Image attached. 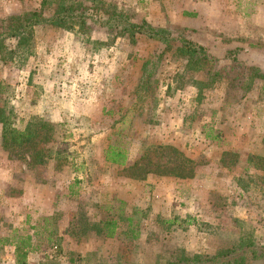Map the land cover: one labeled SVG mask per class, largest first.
I'll list each match as a JSON object with an SVG mask.
<instances>
[{"label":"rangeland","instance_id":"374dc122","mask_svg":"<svg viewBox=\"0 0 264 264\" xmlns=\"http://www.w3.org/2000/svg\"><path fill=\"white\" fill-rule=\"evenodd\" d=\"M58 2L80 6L85 25H35L27 45L0 48L12 124H60L43 163L0 140V264L26 236L23 264H169L247 236L264 245V87L249 69L264 72V0H0V30ZM120 13L218 59L130 38L109 18Z\"/></svg>","mask_w":264,"mask_h":264},{"label":"trees","instance_id":"16d2710c","mask_svg":"<svg viewBox=\"0 0 264 264\" xmlns=\"http://www.w3.org/2000/svg\"><path fill=\"white\" fill-rule=\"evenodd\" d=\"M86 14L81 10L80 6L73 4H63L58 2L51 13L42 15L40 13L31 12L21 19H17L6 29L0 30V48L4 46L5 40H14L15 47H23L27 45L33 34V27L39 24H48L52 26L68 28L71 25L82 27L85 25ZM114 18L118 29L127 33L130 38L134 34H142L145 37L158 41H177V49L180 54L186 56L187 61L195 59L214 58L216 55L208 50L206 46L197 43L190 38L182 35L173 36L166 28L159 26H149L144 20L139 22L125 20L120 13L109 18ZM239 48H225L221 53V58H227L231 62L237 61L236 52ZM214 55V56H213ZM146 63L143 62V64ZM253 72L251 76L258 78L264 87V72L255 66H249ZM144 70V68H143ZM148 74L141 73L137 87L147 84ZM0 84V89H1ZM4 104V102L2 103ZM14 114L10 108L0 105V140L1 146L5 149L14 148L17 150L29 149L30 158L36 163H43L48 157L52 149L47 145L56 135V129L60 127L59 123L50 122L39 117H29L22 126L18 127L13 123ZM21 121V120H19ZM117 151V150H116ZM109 156L107 160L112 163L120 164L118 152L111 147L109 148ZM101 226L105 229V234L111 236L115 226L112 219H105ZM29 236L14 242L13 264H23L27 254L26 243ZM245 253L251 257L264 254V245L255 243L251 237L247 239L241 238L230 247L215 253L212 256H201L193 254L191 256H181L169 264H243Z\"/></svg>","mask_w":264,"mask_h":264}]
</instances>
